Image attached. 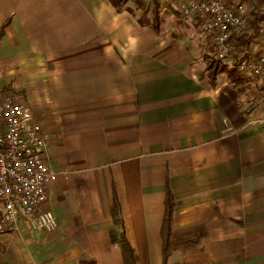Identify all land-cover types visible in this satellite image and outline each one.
I'll list each match as a JSON object with an SVG mask.
<instances>
[{
    "label": "crops",
    "instance_id": "crops-1",
    "mask_svg": "<svg viewBox=\"0 0 264 264\" xmlns=\"http://www.w3.org/2000/svg\"><path fill=\"white\" fill-rule=\"evenodd\" d=\"M255 3L250 24L263 30ZM129 7L0 0V28L10 21L0 94L28 104L49 135L57 180L43 209L58 224L52 233L22 223L0 232V264H125L115 228L138 264H163L168 187L175 229L208 231L171 263L264 264V84L224 72L212 85L200 77L206 55L190 18L158 32L152 13L141 23ZM257 45L253 57L264 35Z\"/></svg>",
    "mask_w": 264,
    "mask_h": 264
},
{
    "label": "built area",
    "instance_id": "built-area-1",
    "mask_svg": "<svg viewBox=\"0 0 264 264\" xmlns=\"http://www.w3.org/2000/svg\"><path fill=\"white\" fill-rule=\"evenodd\" d=\"M161 13L168 9L195 20L209 39L214 56L229 68L264 84V52L236 65L234 35L248 28L251 0H151ZM49 135L28 104L0 94V232L18 229L52 233L57 229L53 212L44 210L57 171L48 161Z\"/></svg>",
    "mask_w": 264,
    "mask_h": 264
},
{
    "label": "trees",
    "instance_id": "trees-1",
    "mask_svg": "<svg viewBox=\"0 0 264 264\" xmlns=\"http://www.w3.org/2000/svg\"><path fill=\"white\" fill-rule=\"evenodd\" d=\"M110 4L118 11L124 10L131 11L129 7L131 2L137 9L141 11L140 22H143L145 16L152 13L154 16V27L156 31H160L162 17L160 14L159 5L151 0H109ZM164 14L167 16H181L172 9H168ZM263 16V17H262ZM264 15L258 18V21H263ZM251 23V22H250ZM249 23L248 28L242 30L240 33L233 36L236 40V44L233 49V60L236 65L246 59L252 57L254 46L261 39L263 30L259 25V22L251 25ZM10 25V21H7L0 28V46L3 36L5 35L7 27ZM206 58L207 66L200 77L203 79L207 77L212 85H215L218 76L221 73L227 72L230 76L237 77L241 72L237 68H229V66L220 59H217L211 55ZM165 215L162 226V242H163V264H208L207 260H197L192 262L180 261L171 263V258L175 252L180 251L186 253L188 251L200 248L204 239L208 235L207 227L205 225L191 226L185 229L177 230L174 227L173 217L177 202L174 195L168 187L167 196L165 199ZM113 220L116 226L122 225L121 219V206L117 197L114 198V204L112 207ZM111 239L114 243H119L123 253L125 264H138V257L132 248L129 240L125 234H120L118 229H113L110 232ZM79 264H97L95 260H83Z\"/></svg>",
    "mask_w": 264,
    "mask_h": 264
},
{
    "label": "rangeland",
    "instance_id": "rangeland-1",
    "mask_svg": "<svg viewBox=\"0 0 264 264\" xmlns=\"http://www.w3.org/2000/svg\"><path fill=\"white\" fill-rule=\"evenodd\" d=\"M251 1H253V0H251ZM257 1H259V0H254V3L257 2ZM255 4H256V3H255ZM255 4H254V5H255ZM131 6H135V5L131 2ZM256 7L259 8V9H258V12H259L261 15H264V0H261V2H260L259 5L256 4ZM262 17H263V16H262ZM184 19H185V18H177L176 16H167V15L165 14V15L163 16V18H162L161 24H162V26H164L165 28H166V27H171L170 23H176V24H178V23L180 22V20H181V22H182V21H184ZM186 19L189 20V18H186ZM190 19H191V18H190ZM190 21H193L194 24H196V23H195V20L191 19ZM195 26L198 28V25H197V24H196ZM187 35H188V34H187ZM263 35H264V29H263ZM195 36L199 39V42H200V44H201V53H205L206 58L209 57L208 55H211V56L215 57V56H214V55H215V54H214V49L211 48V47H209V39L206 38L205 35H203V34L201 33L200 29L198 30V33H197V32L195 33ZM203 44H205V45H203ZM256 45H257V44H256ZM256 45H255V46H256ZM203 46H204V48H203ZM255 46H254V47H255ZM257 46H260V45H257Z\"/></svg>",
    "mask_w": 264,
    "mask_h": 264
}]
</instances>
